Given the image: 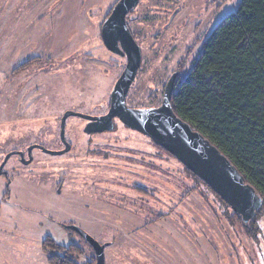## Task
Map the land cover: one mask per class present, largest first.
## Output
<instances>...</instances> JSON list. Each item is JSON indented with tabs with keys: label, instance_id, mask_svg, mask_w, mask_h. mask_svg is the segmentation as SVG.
Masks as SVG:
<instances>
[{
	"label": "rangeland",
	"instance_id": "obj_1",
	"mask_svg": "<svg viewBox=\"0 0 264 264\" xmlns=\"http://www.w3.org/2000/svg\"><path fill=\"white\" fill-rule=\"evenodd\" d=\"M117 1L0 0V166L9 153L34 145L64 150L67 111L108 112L127 63L101 35ZM240 1L140 0L128 18L142 49L128 105H160L171 75L187 76L203 41ZM90 126L70 116L65 137L79 149L51 154L35 147L26 163L17 153L5 163L0 264H51L48 238L80 247L73 259L89 264L96 252L75 226L107 244L106 264H264V214L251 236L210 187L151 139L115 120L113 131L96 132L100 142L84 148L92 138L86 133L96 131H86ZM113 134L116 146L101 142ZM132 139L137 150L122 145Z\"/></svg>",
	"mask_w": 264,
	"mask_h": 264
},
{
	"label": "trees",
	"instance_id": "obj_2",
	"mask_svg": "<svg viewBox=\"0 0 264 264\" xmlns=\"http://www.w3.org/2000/svg\"><path fill=\"white\" fill-rule=\"evenodd\" d=\"M177 80L172 96L176 114L225 154L261 198L247 222L232 210L253 236L264 214V0H241L203 41L187 76ZM47 240L55 254L51 264H78L73 258L80 247ZM95 263L96 256L89 264Z\"/></svg>",
	"mask_w": 264,
	"mask_h": 264
},
{
	"label": "water",
	"instance_id": "obj_3",
	"mask_svg": "<svg viewBox=\"0 0 264 264\" xmlns=\"http://www.w3.org/2000/svg\"><path fill=\"white\" fill-rule=\"evenodd\" d=\"M139 2L140 0H118L102 25L101 35L107 49L127 59L125 69L111 93L108 112L100 116H91L67 111L61 120V138L67 145L66 148L54 151L36 145L29 148V155L31 157V151L35 147H40L51 154L66 152L69 149V143L65 137V125L70 116L92 121L87 131L111 128L113 119L119 118L130 127L149 135L158 145L172 153L214 189L247 222L254 216L261 204V198L256 189L246 182L244 176L225 154L176 114L172 106V96L175 91L177 74H173L167 82L160 106L135 108L127 103L129 90L142 64L141 46L127 22L129 13L137 7ZM15 153L24 154L19 151L9 153L0 166V175L3 174V167L9 157ZM74 228L93 246L96 252L95 264H106L105 246L107 244H101L79 226Z\"/></svg>",
	"mask_w": 264,
	"mask_h": 264
},
{
	"label": "flooded vegetation",
	"instance_id": "obj_4",
	"mask_svg": "<svg viewBox=\"0 0 264 264\" xmlns=\"http://www.w3.org/2000/svg\"><path fill=\"white\" fill-rule=\"evenodd\" d=\"M128 18H129V15H128V17H127V22H128ZM134 37H135V35H134ZM126 58V57H125ZM126 61H127V59H126ZM141 69V68H140ZM139 69V70H140ZM173 74H177V76H176V79H175V86H176V83H177V79H178V77H179V73L177 72V71H175ZM172 74V75H173ZM171 75V76H172ZM171 78V77H170ZM169 78V79H170ZM166 87V86H165ZM162 93H163V98H164V93H165V88H164V90L162 91ZM162 101H163V99H162ZM161 104H162V102H161ZM160 104V105H161ZM160 105H155V106H153V107H158V106H160ZM135 108H138V107H135ZM144 108H151V107H144ZM115 120H119L121 123H123V125L126 127V128H128V129H130V131H132L133 133H135L136 134V137L138 138V137H140V139L141 138H144V142H147V138L148 139H151V141L157 146V147H160V148H163V149H165L164 147H162V146H160V145H158L155 141H154V139H152V137H150L149 135H147V134H145L144 132H142V131H140V130H137V129H134V128H132V127H130L129 125H127L126 123H124L121 119H119V118H115V119H113V124H112V126H111V128H102L103 130H101V131H93V132H91V133H89V132H87L86 133V136L88 137V138H90V137H92L90 140L88 139L87 140V144L85 143L84 145H85V147L84 148H87V147H90L89 146V143H91L90 145H93V143L95 142V141H97V142H100L99 140L100 139H96V138H94V134L97 132V133H99L100 135H103V133H105V132H109V131H113L116 127L114 126V122H115ZM87 123H92V121H90V120H87ZM115 127V128H114ZM84 130H86V128H84ZM87 131V130H86ZM115 137H117V135H112V138H111V140H113V141H101V142H106V143H111V144H113V145H115L116 146V141L117 140H114V138ZM142 140V139H141ZM92 141V142H91ZM94 141V142H93ZM132 145L129 147L128 145H127V143H123L122 145L123 146H125L127 149H129V150H131L133 147L137 150V148H138V145H136L137 143H138V141H135L134 139H132ZM64 143V142H63ZM98 144H100V143H98ZM84 145H82V146H80L81 147V149H83V146ZM100 145H107V144H105V143H101ZM145 145H147V144H145ZM34 146H36V145H34ZM66 144L64 143V145H63V148H66ZM62 148V149H63ZM74 148H77V149H79V147L77 146V144H73V143H69V149L66 151V152H70V151H72ZM36 149V148H35ZM91 149H94V148H91ZM43 150V149H42ZM97 150V149H96ZM166 150V149H165ZM44 151V150H43ZM144 151L148 154V152H147V148L146 149H144ZM167 151V150H166ZM19 152H24V151H19ZM65 152V153H66ZM167 152H169V151H167ZM170 153V152H169ZM64 154V153H63ZM126 154V153H125ZM14 155V154H13ZM17 155L19 156V159H20V162L22 163H26V161H28V160H30V158L32 159V157H30V155H29V149H27V152H25L23 155L22 154H20V153H17ZM173 155V154H172ZM129 156H131V154H129ZM174 156V155H173ZM87 157H89V156H87ZM84 158H86V157H82V159H84ZM9 160V159H8ZM31 163V162H30ZM3 173H4V169H3ZM5 174H7V173H5ZM6 176H8V174L6 175ZM9 177V176H8ZM135 189H137V190H140L141 191V193H147L148 192V188H145L143 185H135V187H134ZM88 192H90V191H88ZM90 195L91 196H94V194H93V192H90ZM108 203H111V200H109L108 199ZM125 203H127V199L126 200H122V204H125ZM228 207L231 209V210H233L232 209V207L231 206H229L228 205ZM234 211V210H233ZM153 212V211H152ZM163 215V214H162ZM77 231V230H76Z\"/></svg>",
	"mask_w": 264,
	"mask_h": 264
}]
</instances>
